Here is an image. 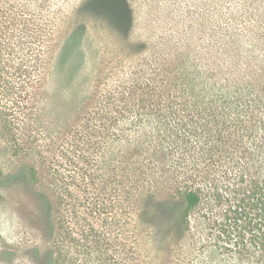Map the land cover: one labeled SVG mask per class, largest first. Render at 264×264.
Wrapping results in <instances>:
<instances>
[{
	"label": "rangeland",
	"instance_id": "rangeland-1",
	"mask_svg": "<svg viewBox=\"0 0 264 264\" xmlns=\"http://www.w3.org/2000/svg\"><path fill=\"white\" fill-rule=\"evenodd\" d=\"M27 2L20 17L0 11V264H264L218 237L221 205L203 184L184 235L162 237L147 208L175 193L149 138L166 94L187 119L208 97L218 113L230 101L219 127L263 173L264 106L236 91L264 68V0ZM228 174L216 175L226 191L242 181Z\"/></svg>",
	"mask_w": 264,
	"mask_h": 264
},
{
	"label": "trees",
	"instance_id": "trees-1",
	"mask_svg": "<svg viewBox=\"0 0 264 264\" xmlns=\"http://www.w3.org/2000/svg\"><path fill=\"white\" fill-rule=\"evenodd\" d=\"M28 0H0V11L4 15L8 10L16 7L18 16L26 11ZM47 1V0H45ZM104 1V0H99ZM49 42V40H48ZM46 43L45 54L43 57L48 58L49 45ZM44 58V59H45ZM34 73L35 67L30 66ZM249 82L245 87H237L236 93H239L238 100H242L241 92L248 91V86L252 89V99L260 107L264 106V68H258L255 77L248 78ZM195 82V81H194ZM192 82L190 90L197 95H203V91L210 90L206 85L197 86ZM13 88V87H12ZM186 89L182 93L186 96ZM248 93V92H247ZM243 94V97L245 96ZM249 94V93H248ZM199 99V104L204 100ZM251 98V97H250ZM175 98L166 94V114L162 110H157V127L155 134L150 138L152 141L151 154L163 165L170 168L171 177L169 178L175 193H169L166 197L156 199L154 195L149 196L150 202L147 208L153 212L150 213L159 220L160 224L166 226V229H156L162 237L176 231V235H184L190 230V214L199 206L202 198L201 184L206 189H211L216 194L214 198L218 199L221 205V215L218 222V237L230 241L234 239V246L239 252L255 250L264 254V163L261 171L252 163V157L249 156L246 148H239L231 141V133H225L220 129L218 120L225 116V109L232 108L230 101L223 100L220 114L218 113V96L208 97L205 102V108L198 109L195 118H186L184 110L178 111ZM163 98L155 101L156 106L161 105ZM233 104V103H231ZM155 109V105H151ZM178 106L188 107V102H181ZM194 107L195 105L192 104ZM247 108L252 107L251 99ZM241 112V111H240ZM225 115H224V114ZM169 115L171 119H166ZM172 122H170V121ZM222 120V119H221ZM264 124V122H261ZM208 137V140L202 142L199 137ZM91 141L90 138H88ZM92 142V141H91ZM150 142V141H149ZM94 143L95 145H97ZM243 148V149H242ZM262 148V146H261ZM243 152H241V150ZM240 153L244 157H236L234 160L233 153ZM242 161V162H241ZM246 161V162H245ZM147 161H143L142 165ZM166 162H170L167 164ZM243 165L238 166L239 163ZM204 163L205 166H201ZM137 168L132 172L133 177L125 175L126 184L124 187L129 191L126 193L136 192L139 190V179L142 172ZM237 171L242 180L241 183L233 185L229 191L224 190L219 183L217 184L216 175H229L228 172ZM136 172V173H135ZM138 173V174H137ZM234 176V175H233ZM247 179L245 180V178ZM210 185L212 188L207 186ZM107 193V190H104ZM109 193H113L109 191ZM105 198V197H103ZM46 200V199H45ZM108 199L99 200L100 206L107 202ZM45 203V201L43 200ZM42 202V204H43ZM50 202V201H49ZM46 201V203H49ZM95 206H99L98 201H94ZM49 218V216H48ZM49 219L47 225L49 226Z\"/></svg>",
	"mask_w": 264,
	"mask_h": 264
}]
</instances>
